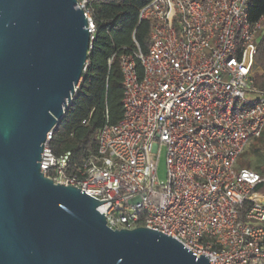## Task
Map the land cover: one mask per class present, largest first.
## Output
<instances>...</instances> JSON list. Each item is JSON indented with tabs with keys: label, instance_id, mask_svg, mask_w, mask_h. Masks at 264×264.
Segmentation results:
<instances>
[{
	"label": "built area",
	"instance_id": "obj_1",
	"mask_svg": "<svg viewBox=\"0 0 264 264\" xmlns=\"http://www.w3.org/2000/svg\"><path fill=\"white\" fill-rule=\"evenodd\" d=\"M249 1L145 4L148 50L119 56L121 119L105 123L96 154L72 168L70 152L53 154L47 132L43 175L107 200L97 209L112 229H156L209 264H264V176L239 163L264 131L254 78L264 14L250 22ZM78 2L85 9L87 0ZM161 150L165 181L156 178Z\"/></svg>",
	"mask_w": 264,
	"mask_h": 264
},
{
	"label": "water",
	"instance_id": "obj_2",
	"mask_svg": "<svg viewBox=\"0 0 264 264\" xmlns=\"http://www.w3.org/2000/svg\"><path fill=\"white\" fill-rule=\"evenodd\" d=\"M87 24L78 0H0V264H209L156 229L110 228L107 200L41 172L85 70Z\"/></svg>",
	"mask_w": 264,
	"mask_h": 264
},
{
	"label": "trees",
	"instance_id": "obj_3",
	"mask_svg": "<svg viewBox=\"0 0 264 264\" xmlns=\"http://www.w3.org/2000/svg\"><path fill=\"white\" fill-rule=\"evenodd\" d=\"M149 1L87 0L84 10L94 24V36L78 87L50 141L55 156L70 152L71 168L96 154L98 130L122 117L119 56L148 50L151 21L139 19V11ZM247 12L250 22L257 21L264 14V0H250ZM137 65L140 68V62ZM255 65L256 85L264 90V33L258 42ZM257 140L264 145V131ZM246 167L257 170V165Z\"/></svg>",
	"mask_w": 264,
	"mask_h": 264
},
{
	"label": "rangeland",
	"instance_id": "obj_4",
	"mask_svg": "<svg viewBox=\"0 0 264 264\" xmlns=\"http://www.w3.org/2000/svg\"><path fill=\"white\" fill-rule=\"evenodd\" d=\"M258 69L256 68L255 72ZM257 147L260 150L256 152L254 148ZM239 163L243 164L244 167L251 164L252 166L257 165V171L264 176V145H260L256 139L248 146L246 151L242 154L239 159ZM166 164H165V151L161 150L157 160L156 178L160 181L166 180ZM260 190L264 191V184L260 186Z\"/></svg>",
	"mask_w": 264,
	"mask_h": 264
}]
</instances>
